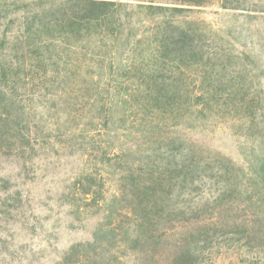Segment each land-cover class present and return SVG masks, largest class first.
<instances>
[{
    "label": "trees",
    "instance_id": "16d2710c",
    "mask_svg": "<svg viewBox=\"0 0 264 264\" xmlns=\"http://www.w3.org/2000/svg\"><path fill=\"white\" fill-rule=\"evenodd\" d=\"M215 2L264 15V0H0V225L33 232L29 186L46 180L55 216L89 235L51 264L264 249V62L188 17ZM11 242L2 264L25 261Z\"/></svg>",
    "mask_w": 264,
    "mask_h": 264
},
{
    "label": "rangeland",
    "instance_id": "374dc122",
    "mask_svg": "<svg viewBox=\"0 0 264 264\" xmlns=\"http://www.w3.org/2000/svg\"><path fill=\"white\" fill-rule=\"evenodd\" d=\"M190 19L202 24V28L208 36L215 41L227 44L235 52H247L256 56L264 62V15H257L254 18H248L245 12L223 9L219 2L195 9L188 14ZM228 132V131H226ZM238 139L224 133L222 137L214 141L215 146H221L226 151L237 152ZM13 166L7 163L0 164L1 171L12 170ZM30 185V192L36 200L34 206L36 214L40 212L41 218L36 225L35 230L27 231L20 227L19 223L12 224V227L0 225V264L3 263L4 247L2 242H7L12 237V243H24L21 254H24L25 261L22 259L12 261V264H51L52 260L57 258L60 251L66 249L72 243L87 239L88 232L82 230H68L63 225V218L55 216L57 208L53 197L47 192L49 185L46 180H35ZM37 211V212H36ZM54 219H58L53 231L54 238H49L46 230L52 224ZM10 228V233H5L3 229ZM27 231V232H26ZM11 237H8L10 236ZM7 235V236H6ZM50 243L51 247H47ZM56 246V247H55ZM40 252V255L38 252ZM33 254L39 255L35 259ZM203 264H264V249H248L236 242H221L218 246L209 251Z\"/></svg>",
    "mask_w": 264,
    "mask_h": 264
}]
</instances>
